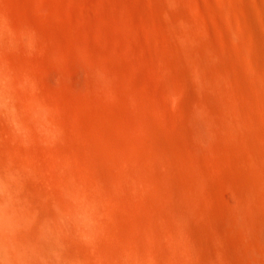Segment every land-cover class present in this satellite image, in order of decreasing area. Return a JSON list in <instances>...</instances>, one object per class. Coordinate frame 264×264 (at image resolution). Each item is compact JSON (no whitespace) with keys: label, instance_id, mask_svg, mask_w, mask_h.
Masks as SVG:
<instances>
[{"label":"rangeland","instance_id":"374dc122","mask_svg":"<svg viewBox=\"0 0 264 264\" xmlns=\"http://www.w3.org/2000/svg\"><path fill=\"white\" fill-rule=\"evenodd\" d=\"M241 2L0 0V204L21 220L8 233L21 264H196L188 239L214 249L206 264H264V217L236 200L257 178L250 147L264 149L249 136L251 119L264 131V94H243L261 82L239 48ZM227 45L244 70L222 97L204 60Z\"/></svg>","mask_w":264,"mask_h":264},{"label":"bare ground","instance_id":"6f19581e","mask_svg":"<svg viewBox=\"0 0 264 264\" xmlns=\"http://www.w3.org/2000/svg\"><path fill=\"white\" fill-rule=\"evenodd\" d=\"M243 2H241L240 5L236 6V9L235 11H237V17H238V20L240 22V26H241V33L242 35L248 40V47H246V45L243 43V42H240L239 44V48L241 50V54L244 53V51L246 52L247 50H249V53L251 55V57L249 58V70L252 72V75H254V77L256 79H258L260 82H261V85L259 87V90L256 91L253 87L251 88V86L249 85H241V87L243 86V94H244V97H252L254 98V93L255 92H258L259 93H263L264 94V0H242ZM251 1V2H249ZM252 3V4H251ZM251 4V5H249ZM163 8V7H162ZM169 8V7H168ZM165 9V8H164ZM170 10V9H169ZM166 13V12H165ZM165 18H168V17H165ZM170 18V17H169ZM164 19V18H163ZM168 21L170 22V20L168 19ZM164 22V21H163ZM185 22V21H184ZM166 23V22H165ZM171 23V22H170ZM169 23V24H170ZM175 23V22H174ZM185 24H187L186 27H188V22ZM184 24V26H185ZM192 24V22L190 23ZM172 27L175 25H173V23L170 24V27ZM176 27H177V30L176 27H174V31L176 32H179L178 30H180L179 33L182 34V37L186 38L187 37V29L185 30V28L183 27V23L181 24L180 21H176ZM193 25V24H192ZM168 27V26H167ZM175 32V33H176ZM174 33V32H173ZM172 33V35H173ZM171 35V34H170ZM176 37V36H175ZM178 38V37H176ZM188 38H191L188 36ZM173 39H174V36H173ZM189 40V39H188ZM182 42V41H181ZM179 42V43H181ZM188 43V41H186ZM191 42V41H190ZM195 43V42H194ZM195 45V44H194ZM193 50V49H192ZM204 50V49H203ZM207 50V49H206ZM205 50V51H206ZM211 51L208 53V54H205V62H206V59L208 58L209 60L211 61H214L217 62L218 66H219V69L217 71H215L214 73V76H215V80L217 82H215V80L213 82H215V91L218 93V94H222V97H223V93H221L222 91V87H221V83H223L224 81H227L228 83L231 84L232 83H239L238 79H237V76H235L236 74H238L239 72H243L242 70V67L240 65L241 68H239V65H237V63H235V60L233 59L234 58V54H233V51L232 49L229 47V45L225 46L223 49H221V51H219L218 49H210ZM208 51V50H207ZM206 51V52H207ZM235 53V52H234ZM238 53H236L235 55H237ZM247 54V53H245ZM197 55V54H196ZM244 55V54H243ZM200 56V55H199ZM201 57V56H200ZM204 57V55H203ZM237 57V56H236ZM202 58V57H201ZM207 59V60H208ZM203 60V58L201 59V61ZM203 61V62H204ZM201 64V67L203 65V63H200ZM206 66V65H204ZM203 66V68H205ZM214 70V69H213ZM212 70V71H213ZM250 76V75H249ZM208 81V80H206ZM230 81V82H229ZM243 81V80H242ZM212 81L210 82L209 81V84L212 85L213 83ZM259 82V83H260ZM208 83V82H206ZM224 84V83H223ZM233 84V85H234ZM240 84V83H239ZM208 85V84H207ZM214 85V84H213ZM209 86V85H208ZM236 86V85H235ZM212 88V86H210ZM4 86L2 85V79L0 77V101L2 100L1 98V95H2V92L4 91ZM233 90V89H232ZM260 91V92H259ZM225 92V90L223 91ZM239 92V91H238ZM237 92V93H238ZM242 92V90H241ZM4 93V92H3ZM226 93V92H225ZM5 94V93H4ZM235 94V93H234ZM257 94L256 97H259ZM239 95V94H237ZM236 95V96H237ZM241 96H243L242 94H240ZM175 97V96H174ZM219 98H221L219 95H218ZM225 98V97H224ZM250 98L248 100H250ZM241 100V99H240ZM247 100V99H246ZM252 100V99H251ZM255 100V99H254ZM254 100L251 101L252 103H254ZM192 101V100H191ZM230 101V100H229ZM259 101V99H258ZM256 102V101H255ZM252 103L249 105H252ZM195 104V103H194ZM235 104V103H234ZM197 105V104H196ZM258 108L260 109H263L264 108V98L261 99L260 101V104L257 105ZM191 107V106H190ZM196 107V106H195ZM253 107L255 108V106L253 105ZM194 108V107H193ZM200 108V107H199ZM245 108V107H244ZM243 108V109H244ZM257 108V109H258ZM189 109V108H188ZM198 109V108H197ZM246 109V108H245ZM256 109V110H257ZM241 110V109H240ZM254 110V109H253ZM190 113L189 115L192 116L191 118H193V121L192 122V129H193V132L194 134L195 133H199L200 135V132L202 130L201 128V123L197 122L196 120V117L194 116L195 115V112H194V109L193 110H190ZM194 112V114L192 113ZM198 112V111H197ZM242 112V110H241ZM240 113V111H239ZM240 114H243V113H240ZM245 114V113H244ZM194 116V117H193ZM244 116V115H243ZM242 116V117H243ZM245 116L247 117V115L245 114ZM218 117V116H216ZM216 117H215V121H216ZM220 117V116H219ZM246 117H243L246 119ZM250 117V116H249ZM223 118V117H222ZM225 118V117H224ZM223 118V119H224ZM200 119V118H199ZM217 119H220V118H217ZM227 119V118H225ZM256 119V118H255ZM192 121V119H190ZM210 120V119H209ZM228 122H229V119H227ZM227 120H223L222 122L218 120V124L214 123V125H218L220 126L219 124L220 123H223L224 122V126L229 127L228 126V122H225ZM231 120V119H230ZM199 121V120H198ZM213 121V120H212ZM220 122V123H219ZM247 122V121H246ZM199 123V124H198ZM208 123V122H207ZM206 123V124H207ZM227 123V124H226ZM233 123V122H231ZM251 126V132L249 135L251 138H255V137H260V136H263V133L264 131H260L261 129H259V120H254V119H251L249 120L248 122ZM236 124V123H235ZM203 125V124H202ZM210 125V124H209ZM222 127H223V124H221ZM237 125V124H236ZM236 125H234V129L236 130ZM205 126V125H204ZM213 126V125H212ZM210 127V126H209ZM226 127L224 128H221L219 127V129L221 128V130L224 129V131H227L225 133L229 134L230 132L226 129ZM242 127V126H241ZM204 128V127H203ZM211 128V127H210ZM232 128V126L230 127ZM261 128V127H260ZM207 129V128H206ZM212 129V128H211ZM230 130V129H229ZM205 131V130H204ZM203 131V132H204ZM218 131V130H217ZM234 131V130H233ZM232 131V132H233ZM212 132V131H211ZM240 132V131H239ZM245 132V131H244ZM263 132V133H262ZM235 133V131H234ZM237 130H236V134H237ZM205 134V133H204ZM232 134V133H231ZM239 134V133H238ZM247 134V133H246ZM196 135V134H195ZM198 135V137H200ZM206 135V134H205ZM245 135V134H244ZM202 136H203V133H202ZM201 136V137H202ZM230 136V135H229ZM238 136V135H237ZM197 137V138H198ZM239 137V136H238ZM237 137V138H238ZM245 137V136H244ZM248 137V138H250ZM264 137V136H263ZM262 137V138H263ZM210 138V137H209ZM236 138V139H237ZM202 139V138H201ZM204 139V138H203ZM239 141V140H238ZM248 147V146H247ZM250 154L249 156L246 158V160H244L247 164L244 163V161H241L243 162L244 164V167H247L248 166V161L250 162V167H247L245 169H249L248 172H251V174H253L254 176H257L256 179H250V181L248 182H244L241 186V190L239 191L240 193L237 194L236 197V200L238 199L240 202L237 203V205H242V207L244 206H248V207H253L255 208L257 211H259V214L264 217V149L262 150L261 148L257 149L256 146H251L250 147ZM261 149V150H260ZM249 150V149H248ZM244 159V158H243ZM249 159V160H248ZM248 160V161H247ZM247 165V166H246ZM240 166V165H239ZM247 171V170H245ZM198 183H201L200 181L197 182ZM206 188V186L204 187V189ZM201 189V188H200ZM202 190V189H201ZM238 192V191H237ZM236 192V193H237ZM97 195H94L96 194ZM94 194H91V195H88L87 197V206H88V210L86 212V214L84 215L83 219H82V222L85 224L86 228L88 229V232H92L93 231V222L95 223V219L97 220V213H98V216H100V214L102 215L101 211L99 210L98 211V205H99V199L103 197V192H100V191H95ZM102 201V199H101ZM100 201V202H101ZM236 204V203H235ZM236 205V206H237ZM235 206V208H237ZM234 207V206H233ZM240 207V206H239ZM238 207V208H239ZM245 207V208H246ZM100 208V206H99ZM241 208V207H240ZM240 208H239V212H240ZM244 208V209H245ZM234 209V208H233ZM238 210V209H237ZM243 210V209H242ZM14 213V208L11 206V207H8V208H4L1 204H0V256L1 257H4L3 254L5 252V249H10L9 253H8V256L5 258V260H7L8 264H21V260H20V256L22 255H18L21 251V249H23V246L20 245L18 242H15L16 239H14V241L11 240V238L9 237L8 233H11V232H15V230H18V226L21 222V220L17 219V218H14V216H12ZM242 213V212H241ZM23 220V219H22ZM19 231V230H18ZM94 232V231H93ZM260 232H261V236H262V239L264 241V224L261 225V228H260ZM24 235V234H23ZM91 235V234H90ZM22 237V235H21ZM22 239V238H21ZM27 239V238H26ZM22 242V241H20ZM30 242V241H29ZM22 244V243H21ZM28 246V245H27ZM42 248V247H41ZM211 247H208V246H202V245H199L197 244L196 242H193L191 241V239H188L187 240V244H186V251L187 253L190 255V257H193L194 258V262L196 261V264L199 263V264H206L208 261V259L205 258V254H201L200 252L204 250L206 251H210ZM39 249V248H38ZM185 249V248H184ZM26 250V249H25ZM44 250V249H43ZM212 252H215L214 249L211 250ZM22 253V252H21ZM24 253V251H23ZM26 253V252H25ZM7 255V254H6ZM5 255V256H6ZM26 256V255H24ZM23 256V258H24ZM22 259V258H21ZM191 260V259H190ZM27 264V263H26Z\"/></svg>","mask_w":264,"mask_h":264}]
</instances>
